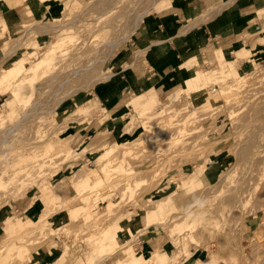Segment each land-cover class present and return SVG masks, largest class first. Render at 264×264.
<instances>
[{
    "label": "rangeland",
    "instance_id": "obj_1",
    "mask_svg": "<svg viewBox=\"0 0 264 264\" xmlns=\"http://www.w3.org/2000/svg\"><path fill=\"white\" fill-rule=\"evenodd\" d=\"M7 1L0 0V58H8L7 62L16 61L11 68L14 64H17V68L13 71V78L9 80L8 86L2 88L0 83V240L21 228L27 243L24 240L25 243L22 241L24 244L18 246L16 241L10 240L0 245V264H119L124 260L138 261L143 254L148 253L155 252L160 256L163 251L172 255V264H264V0L248 2L250 7H247L245 13H251L253 20L247 26L244 25V28L237 27L230 32L232 37L226 45L231 46L230 49L225 50L223 46V52L216 46L205 47L201 50L204 53L207 49L201 61L194 62L190 67H186V62L178 65L179 68L188 69L190 75L202 70L209 71L210 65L205 63L207 52L220 50L227 66L224 70L231 73V78H219L214 81L215 85L210 82L196 93H187L191 91L190 86H187V91H182L185 89L182 80L176 86L169 85L159 90L146 88L147 91L142 94H155V98L148 100L152 102V106L145 105L148 102L136 103L140 102L138 98L141 95L135 94L140 93L123 92L117 103L107 109L99 105L100 98L95 93L96 88L117 70L123 53L130 49H133V53H138L134 46L129 48V45L141 22L152 14L167 12L172 7L171 4H178L183 0H158L153 6L142 7L141 10L149 11L132 31L130 28L133 19H123L130 16L129 11L135 9L141 0H93L94 3L92 0H82L80 8L85 7L88 15L84 12V16L80 14L77 18L81 20L82 16L87 20L77 21L75 26L61 34L63 40L55 44L57 51H61L54 54L57 59L44 62L38 75L30 79L22 72V65L31 68L41 58L36 53V48L45 42L51 48L54 46L51 42L57 39L51 32L44 33L46 29H40V26L48 28L64 20L63 17L68 12L66 4L70 0H46L44 5H40L38 0H32L33 14L28 7L26 9L29 13L25 14L24 7L14 8ZM29 1L27 0V5ZM232 1L223 5V0H217L206 9L212 8L201 22L196 19L183 25L179 23L178 32L184 34L196 22H211L215 14L226 9ZM242 1L245 2L241 0V3ZM9 7L17 9L16 15L19 18V25L12 29L4 24L1 17L3 12L10 10ZM101 14L103 16L99 19V29L97 32H89V28L95 25V17ZM186 23L187 26L184 27ZM30 25H40L36 30L41 31V34L34 35L30 42L26 38L21 39L20 41L25 42L16 47L21 32ZM196 25L191 27L194 29ZM61 35L57 37L60 38ZM123 36L127 38L120 44ZM112 40V47L105 51L101 49L103 44ZM12 51L13 54L9 56ZM96 54L99 57L103 54L106 56L100 67L91 69L87 75L74 77L65 85V90L56 93L60 83L71 76L72 71L79 68L86 57ZM141 56L142 54H137V59ZM248 57L252 62L245 67L244 61ZM252 63L255 65L254 69ZM47 77L57 79L49 82L51 80H45ZM238 77H242L239 85L233 86H238L237 90L241 91L240 94L236 91L238 98L225 102L219 96L220 87L226 83L234 84ZM81 81L84 82L78 83ZM89 81L96 82L85 86ZM14 83L18 85L13 86ZM77 85L81 88L66 97L63 105L56 108L55 112H51L58 98ZM9 89L15 91V99L9 95ZM55 94L58 97H54ZM132 96L133 100L128 105H133L126 107L127 99ZM208 99L211 101L210 106L205 104ZM142 106L150 110L144 117L138 116V110ZM188 106L191 110L194 109L195 118H190L192 115H189L191 110L187 111ZM170 113H173L172 117ZM169 119L175 120L174 124ZM178 119H181L179 123ZM144 122L148 123V127L142 125ZM176 122L179 126L175 125ZM8 127L16 128L4 140L7 134L4 129ZM175 130H178L179 136L185 131L182 137L176 134L180 142L170 139L176 138L170 136ZM250 135L252 140L249 139L248 143L246 139ZM245 140L248 144L246 149L249 147L251 152L258 147L250 163H247L246 157L239 159L240 156L236 153L240 148L246 147L243 146ZM253 140L256 143L252 144ZM58 141L69 144L68 154L60 152L59 144L62 143ZM114 142L126 144L119 147L113 145ZM205 144L213 147L209 148ZM238 144L241 147L235 150ZM104 145L109 147L108 151L102 152L106 156L121 150L128 157L121 164V172H118L121 173V178L115 175L117 163L113 162L115 166L111 163L113 167L109 168L112 170L109 173L113 181L111 179V184L103 188L105 193H89L86 211L80 208L81 203L77 199L71 200V204L66 206L64 202L68 203L70 199L66 200L76 194L72 187L81 178L85 168L95 175L101 173L100 169H96L103 167L104 163L96 166L94 161L102 154L97 150ZM253 145L256 146L254 149ZM250 150H245L249 151L248 155L251 154ZM234 153L239 160L235 159ZM242 158H246L245 162L241 161ZM115 177L119 179L116 182ZM72 179L74 182H71ZM59 181L63 182L62 187L64 183L66 186L58 188ZM128 185L130 187L127 188ZM48 191L54 196L47 195ZM95 192L99 195L94 194ZM61 200V204L52 205ZM191 206H196L199 213L197 221L192 229L183 228L179 235L172 237V226L183 219L174 216ZM66 207L70 210L65 211ZM146 209L150 212L147 213ZM29 210L33 211L27 220L25 215ZM49 212L54 215L41 223L43 228L32 227L41 213ZM85 212L89 214L84 216ZM100 221L102 225L95 224ZM159 223H164L161 228L154 225ZM123 224L126 230L115 233V228ZM86 225L88 228H85ZM105 228L110 232L102 241L100 234ZM2 231L5 234L2 235ZM36 235L39 238H35ZM172 238L176 240L173 245ZM31 240L35 241L32 243ZM126 240L127 247L124 246ZM115 242L118 247H114ZM48 251L56 257L51 263L46 257Z\"/></svg>",
    "mask_w": 264,
    "mask_h": 264
},
{
    "label": "bare ground",
    "instance_id": "obj_2",
    "mask_svg": "<svg viewBox=\"0 0 264 264\" xmlns=\"http://www.w3.org/2000/svg\"><path fill=\"white\" fill-rule=\"evenodd\" d=\"M25 1H26V3H25ZM100 2L102 1V0H99ZM99 1H97V2H99ZM158 0H141L140 2H139V4L135 7V9H132L131 11H129L131 14H130V16H128L127 18H124L123 19V21H126V20H128V19H130V18H132L133 20H132V26H131V28H130V31H132V30H134V29H136L137 28V26L139 25V23H140V21H141V19L143 18V16L144 15H146L147 13H148V9H143V10H141V8L142 7H144V6H147V5H150V6H153V5H155V3L157 2ZM232 1V0H231ZM7 2H9V3H12V6L14 7V8H16V7H19V8H27V0H8ZM46 2V0H38V3L40 4V5H44V3ZM230 2V1H229ZM92 3H94L93 2V0H92ZM89 4V3H88ZM91 4V3H90ZM89 4V5H90ZM226 4V3H225ZM225 4H223V5H225ZM228 4V3H227ZM226 4V5H227ZM67 9H68V12L65 14V16L63 17L64 18V20H60V22L59 23H55V24H52V25H50V26H48V28H45V26H40V25H30L29 27H27V28H25V29H23V31L21 32V35H20V37H19V42H17V44H16V47H18L20 44H22L23 42H25V40L23 41H20L21 39H25L26 38V40H27V42H30L31 41V38H33L34 37V35H36V34H41V31H37L36 29L37 28H39V26H40V29H46V30H44L45 32L44 33H46V32H51V33H53V35H54V37H56L55 39V41H53V42H51V45H54V46H52L51 48H48V43H43V44H41V45H39L37 48H36V53L37 54H40V56H41V58H40V60L39 61H37V62H35V64L31 67V68H28V67H26V66H23L22 65V67H21V69H22V72L23 73H25V76L28 78V79H30V78H35L37 75H38V73H39V71L42 69V66H43V63L44 62H47V61H49L50 59L51 60H55V59H57V56H54V54H58V53H61V51L59 52V51H57L58 50V48H56V45L55 44H58L59 43V41H61V40H63V35H61V34H63L66 30H68V29H70L71 27H73V26H75V24L77 23V21H84V20H87V18L85 17L84 19H83V17L81 16V20H78V16L80 15V14H82L83 15V13L85 12H87V10H86V8L84 7L83 9H81L80 8V6L82 5V0H70L67 4ZM91 5H93V4H91ZM47 7V6H46ZM90 7V6H89ZM92 8V7H91ZM17 9H15V11H16ZM40 10V9H39ZM141 10V11H140ZM219 12V11H218ZM27 13H29V11L26 9L25 10V14H27ZM87 15H88V13H86ZM85 15V14H84ZM83 15V16H84ZM71 16V17H70ZM101 16H103V14H101L99 17H95V19H94V21H95V25H93L91 28H89V32H97V30L99 29V25H100V23H99V19H101ZM257 17V16H256ZM126 23V22H125ZM192 26V25H191ZM190 26V27H191ZM43 27V28H42ZM50 34V33H49ZM52 35V34H51ZM57 35L59 36V35H61L60 36V38H58L57 37ZM127 38V36H123L122 37V39H121V43L120 44H122V42L123 41H125V39ZM114 45V41L112 40L111 42H106L105 44H103L102 45V47H101V49H103L104 51H105V49H107L108 50V48L109 47H112ZM255 45V44H254ZM112 49V48H111ZM45 53H44V52ZM13 52L14 51H12L11 53H9L8 55L10 56L11 54H13ZM106 53H107V51H106ZM110 53V52H109ZM60 56H62L61 54H60ZM225 57H224V54L220 51V50H217V52H215V51H212V50H209V52H207V54H206V58H205V63H208L209 65H210V69H209V71H205V70H202V71H198V72H196V74H193V75H189L188 77H186L184 80H183V84H184V86H185V89L183 90L182 89V91H187L186 89H187V86H190L191 87V91H187V93H196V92H198V91H200L201 90V88L202 87H204L206 84H209L210 82L211 83H213L214 85H215V83H214V81L215 80H217V79H228V78H231V73L228 71V70H224L225 69V67H227L226 66V64H225V59H224ZM6 59H8V58H4V57H2V58H0V83H1V85H2V88H5L6 86H8V83H9V80L11 79L12 80V78H13V71H15V69L17 68V64H14L13 66H12V68H11V65L13 64V63H16V61H12V62H7V60ZM105 60H106V56L103 54V56H100L99 57V54H96L95 56H89V57H86L85 58V60L83 61L84 63H82L81 65H80V67L79 68H76L75 70H73L72 71V73H71V76H68L67 78H66V80H64V81H62L61 83H60V85L58 86V88H57V91H56V93H59V92H61V91H63V90H65V85L67 84V83H69V82H71V80L74 78V77H79L80 75H82V74H84V75H87V73L88 72H90L91 71V69H93V68H95V67H100L104 62H105ZM252 62V60H250V58L248 57V58H245V61H244V64H245V67H247L248 66V64L247 63H251ZM9 63V64H8ZM87 63H89L88 65H87ZM6 64H8L7 66H6ZM253 64V63H252ZM256 65H259V64H256ZM189 65L187 64V67H188ZM253 66V69L255 68L254 66V64L252 65ZM260 66V65H259ZM258 67V66H257ZM256 70H257V68H256ZM254 72V71H253ZM251 74V73H250ZM221 75H223V77L221 76ZM249 75V74H248ZM57 79V77H47L45 80H51V81H49V82H53V81H55ZM241 79H242V77H238V78H236L235 80H234V84H232L231 82H228V83H231L230 85H228L227 83L224 85V86H221L220 87V91H219V96L221 95L222 96V100H224L225 102H227V100H230V99H236V98H238L237 97V92L236 91H238L239 92V94H240V92L241 91H239V90H237L238 89V86L236 87V88H233V86L235 87V85H239V83H240V81H241ZM82 82H84V81H81V82H78V83H82ZM96 82V81H95ZM95 82H92V81H89L85 86H88V85H94L95 84ZM18 84H16L15 85V83H14V85L13 86H17ZM211 86H213V85H211ZM210 86V87H211ZM79 88H81V86H79V85H77V86H74V87H72V89L70 88V89H68L66 92H65V94L62 96V97H60V98H58V100H57V102H56V104H54V102H53V104H54V107H55V110L53 109H51L50 111L52 112V111H56L61 105H63V101H64V99L66 98V97H68V96H70L71 94H73L74 93V91H76V89H79ZM208 88V87H207ZM205 89H206V87H205ZM11 91H12V93H11ZM10 91V89H9V95L12 97V99H15L16 98V93H15V91L14 90H11ZM57 94H55L54 95V97H58V95L56 96ZM216 95V94H215ZM220 96V97H221ZM201 97V96H200ZM219 97V98H220ZM240 97V96H239ZM139 101V100H138ZM205 104L206 105H208V106H210L211 105V101L208 99V100H206L205 101ZM143 107H145V106H142V108H139V110H138V116H140V117H144V116H146L147 114H149L150 113V110L147 108V107H145V108H143ZM57 108V109H56ZM186 108H184V112H186V114L188 113L187 111L188 110H191L192 108H190L189 106L187 107V111L185 110ZM194 109L193 110H191V111H189L190 112V114L189 115H192V117L190 116V118H195L196 116L194 115ZM164 112V111H163ZM169 112H171V111H169ZM173 112H174V110H173ZM176 112H174V114H175ZM168 115H169V113H167ZM171 114H173V113H170V115ZM186 114H184V115H186ZM165 116H166V114H165ZM174 116V115H173ZM162 117V116H161ZM169 117V116H168ZM171 117H172V115H171ZM184 117V116H183ZM143 119V121H147L145 118H142ZM168 119V118H167ZM182 119V118H181ZM180 119V120H181ZM197 119V118H196ZM202 119H203V117H202ZM206 119V118H205ZM159 120V119H158ZM179 119H178V123H179V121H180ZM162 120H160V122H161ZM169 121L172 123V124H174V121L175 120H170L169 119ZM200 121V120H199ZM142 122V121H141ZM159 122V121H158ZM159 122V123H160ZM170 122H168V123H170ZM189 122V121H188ZM187 122V123H188ZM201 122V121H200ZM200 122H198V123H200ZM23 123V121H21L20 122V124H22ZM145 123V122H144ZM157 123V122H156ZM177 122L175 123V125H178L179 126V124H178ZM148 123L146 122L145 124H142V125H146L145 127H148V125H147ZM158 124V123H157ZM192 125L193 124H195V123H191ZM151 125V124H150ZM156 125V124H155ZM165 125H166V123H165ZM188 125H189V123H188ZM188 125H186V127L188 126ZM196 125V124H195ZM262 125V124H261ZM172 126V125H171ZM177 126V127H178ZM197 126H198V124H197ZM144 127V128H145ZM167 127V126H166ZM165 127V128H166ZM176 127V128H177ZM194 127V126H193ZM192 127V128H193ZM201 127V126H200ZM16 127H8V128H5L4 130H5V133H7L6 134V137L4 138V140H6L7 139V137L9 136V134H11L12 132H14V129H15ZM169 128V127H168ZM174 129H175V127H173ZM180 128V127H179ZM149 129V128H148ZM170 129V128H169ZM185 129H187V128H185ZM194 129H196V127L194 128ZM258 129H259V127H258ZM146 130V129H145ZM144 130V131H145ZM166 130H168V129H166ZM165 130V131H166ZM170 130H172V129H170ZM178 130H180V129H178ZM178 130H175V132L173 133V135H175V136H173V135H170V136H172V137H176L177 135L176 134H178V136H179V134L180 133H178ZM260 130V129H259ZM147 131V130H146ZM149 131V130H148ZM151 131V130H150ZM167 132V131H166ZM185 132V131H184ZM184 132L182 133L181 132V135L179 136V137H182L183 135L182 134H184ZM201 133H202V131H201ZM170 134V133H169ZM101 135H103V134H101ZM167 135H168V133H167ZM198 135V134H197ZM253 135V134H252ZM257 135V134H256ZM177 136V137H178ZM190 136V135H189ZM193 136H194V134H193ZM254 136V135H253ZM177 137L176 138H170V137H168V138H170L171 140H173V141H176V142H180V141H178V140H180V138L177 140ZM196 137V136H195ZM203 137H204V135H203ZM252 137H251V135L249 136V138H247L246 140L248 141V143H250V140L249 139H251ZM256 138V137H255ZM167 139V138H166ZM165 139V140H166ZM199 139H201V138H199ZM203 139H205V138H203ZM256 139H258V137L256 138ZM256 139H255V141H256ZM245 140V141H246ZM252 140V139H251ZM167 141L170 143V141H169V139H167ZM245 141H244V145L243 146H246V147H244V148H240L239 150H238V152H236V153H238V155L240 156V157H238V156H236L237 154L236 153H234L235 154V156H236V158L235 159H237V157L240 159L241 157H246L247 158V163H250V162H252L253 161V158H254V156H255V150L258 148H256L253 152H251V150H250V148L248 147V149H246L247 148V141H246V143H245ZM254 140H253V142H251L252 144L253 143H256ZM164 142V141H163ZM167 142V143H168ZM176 142H174V143H176ZM58 143H62V144H59V147H61V149H60V152L61 151H63V153L64 152H69L70 150V147H69V144L68 143H66L65 141H58ZM165 143V142H164ZM167 143H165V144H167ZM172 143V142H171ZM190 143H191V141H190ZM194 143V142H193ZM241 144L243 143V141L242 142H240ZM239 143V144H240ZM47 144V143H46ZM125 144L126 143H116V142H114L113 143V145H118L119 147H121V146H125ZM176 144H178V143H176ZM211 144V143H210ZM210 144H205V145H208L209 146V148H212L213 147V145H210ZM238 144V145H239ZM240 144V145H241ZM247 144V145H246ZM48 145L50 146L51 145V143H48ZM171 145V144H170ZM170 145H169V147H170ZM200 144H198V146H199ZM236 146L235 147V150H237L239 147H241V146ZM173 146H174V144H173ZM172 146V147H173ZM189 146V145H188ZM208 146H206V147H208ZM210 146H212V147H210ZM58 147V148H59ZM186 147V146H185ZM203 147V146H202ZM238 147V148H237ZM254 147H256L255 145H253V148H252V146H251V148L252 149H254ZM188 148V147H187ZM108 149H109V147H107V145H104V146H102V147H100L97 151H101V153L103 152V151H108ZM205 149V148H204ZM163 150V149H162ZM176 150V149H175ZM209 150V149H208ZM230 150H231V148H230ZM229 150V151H230ZM245 150H250V152H251V154L250 155H248L249 154V151H245ZM177 151V150H176ZM195 151V150H194ZM210 151H213V150H210ZM218 151L219 150H217V152H215L216 154L218 153ZM233 151H234V149H233ZM258 151V150H257ZM126 152H128V151H126ZM192 152V151H191ZM221 152V151H220ZM57 153H58V151H57ZM171 153H173V152H171ZM197 153H199V152H197ZM213 153V152H212ZM233 153V152H232ZM247 153V154H246ZM55 154V153H54ZM68 154V153H67ZM70 154H71V152H70ZM158 154V153H157ZM164 155H166L165 153H163ZM178 154V153H177ZM188 154V153H187ZM191 154V153H190ZM258 154V153H257ZM107 154L105 153H102V154H100L99 156H97V158H96V160L94 161V163L95 164H97L96 166H98V164L99 163H101L100 165H102V163H104V165H103V167H101V168H99V167H97V169L96 170H99L100 169V174H93V172H91L90 171V169H87L86 170V168H85V171H82L83 172V174H82V172H81V174H82V176H81V178L74 184V186L72 187L73 189H74V191H76V194L74 195V196H70L66 201H68L69 199V201H68V203L67 202H64L65 203V205L67 206V204H71V203H69V202H72L73 200H75V199H77V201L79 202V203H81V206H80V208L82 207L83 209H85V211H86V209L88 208L87 207V205H88V203H87V196L88 195H90L89 193H91L92 191H98L100 194H101V192H103V193H105V191L103 190V188L105 187V188H107L108 187V185H110L111 183L110 182H112L113 181V179L112 178H110L111 177V174L109 173V172H111L112 170L110 169L109 170V168L110 167H113V165L112 164H114L113 162H115V164L117 163V165H116V167H115V171H117V173H115V175H116V177L118 176V177H120L121 178V173H118L119 171L121 172V164H124L125 162H126V157L127 156H125L124 154H122L121 153V150H119L117 153H115V154H113V155H111V154H108V156H106ZM116 155V156H115ZM173 155V154H172ZM171 155V156H172ZM185 155V154H184ZM247 155H248V157H247ZM114 156L116 157L115 159H114ZM163 156V155H162ZM192 156H193V154H192ZM233 156V155H232ZM62 156H60V158H61ZM130 157V156H129ZM174 157H176V156H174ZM128 158V157H127ZM132 157H130V159H131ZM134 158V157H133ZM178 158V157H177ZM176 158V159H177ZM187 158V157H186ZM233 158H234V156H233ZM246 158H242L241 159V161L242 162H245V160H246ZM55 159V158H54ZM53 159V160H54ZM62 159V158H61ZM117 159V160H116ZM188 159V158H187ZM192 159V158H191ZM239 159H237V160H239ZM115 160V161H114ZM165 160V159H164ZM184 160V159H183ZM186 160V159H185ZM56 161V160H55ZM55 161L53 162L52 161V163H55ZM189 161V160H188ZM168 162V161H167ZM240 162V161H239ZM241 162V163H242ZM52 163H51V165H52ZM112 163V164H111ZM161 164L163 163V160H161V162H160ZM182 163V162H181ZM111 164V166H109ZM115 164H114V166H115ZM159 164V163H158ZM165 164V163H164ZM166 164H168V163H166ZM53 165H55V164H53ZM59 165V164H58ZM175 165V164H174ZM60 166V165H59ZM180 166V165H179ZM58 167V166H57ZM55 168V167H54ZM159 168V167H158ZM157 168V169H158ZM156 169V170H157ZM126 171V170H125ZM264 171V170H263ZM134 172V171H133ZM136 174V173H135ZM157 174V173H156ZM156 174H155V176H156ZM178 174H180V173H178ZM132 175H134V173L132 174ZM10 176H13V175H10ZM134 176H136V175H134ZM221 176H223V175H221ZM75 177V176H74ZM73 177V178H74ZM113 177V176H112ZM114 178V180H115V182H116V180L118 179V178ZM154 177V176H153ZM15 178V177H14ZM77 178V177H76ZM75 178V179H76ZM221 178V177H220ZM223 178V177H222ZM224 178H226V177H224ZM112 179V181H110ZM20 180V179H19ZM64 180V179H63ZM73 181H71V182H74V179H72ZM119 180V179H118ZM176 180V179H175ZM61 181V180H60ZM59 181V182H60ZM76 181V180H75ZM120 181H121V179H120ZM172 181H173V179H172ZM59 182H57V184L59 183ZM167 182V181H166ZM61 183H63V182H60V185H57V187L58 188H63L64 186H66L65 185V183H64V186L62 187L61 186ZM10 184V183H9ZM113 184H115L114 182H113ZM118 184V183H117ZM0 185H2L1 183H0ZM63 185V184H62ZM68 185V184H67ZM178 185H180V182H178ZM53 186V185H52ZM55 186H56V184L54 185V189H55ZM107 186V187H106ZM128 187H130V185H128L127 186V188ZM104 188V189H105ZM120 188H121V186H120ZM166 188V187H165ZM51 189V188H50ZM52 189H53V187H52ZM117 189H118V186H117ZM111 191V190H110ZM47 195H50V196H54V194L52 193V192H47L46 193ZM45 194V195H46ZM91 194H93V193H91ZM94 194H98V193H94ZM203 194V193H202ZM99 195V194H98ZM91 197H93V195H91ZM95 197V196H94ZM93 197V198H94ZM89 198H90V196H89ZM167 198V197H166ZM200 198V197H199ZM50 199V198H49ZM203 199V198H202ZM43 200V199H42ZM72 200V201H71ZM91 200V199H90ZM41 202V201H40ZM44 202V201H43ZM46 202V201H45ZM44 202V203H45ZM63 202V200H61V202L60 201H57V202H54L52 205H54V204H61ZM90 202V201H89ZM42 203V202H41ZM196 203H197V201H196ZM196 203H194L195 205H196ZM46 204V203H45ZM194 204H192V205H194ZM196 206H191L190 208H188L185 212H181V213H176V215L174 216V218L175 217H178L179 218V216L180 217H183V219L180 221V222H178L175 226H172V237L173 236H175V235H179V232L181 231V229H183V228H187L188 230H190V229H192V227H193V224L197 221L196 220V218H197V215L199 214L198 212H197V209L195 208ZM96 208V207H95ZM154 208V207H153ZM155 209V208H154ZM70 210V208H68V207H66L65 208V211H69ZM33 210H29L28 212H27V215H25V217H26V219L27 220H29V214H31V212H32ZM146 211H147V213L148 212H150L149 210H147L146 209ZM199 211V210H198ZM41 212H44V211H41ZM197 212V213H196ZM68 213V212H67ZM196 213V214H195ZM87 214H89L88 212H85V214H84V216L85 215H87ZM117 214V213H116ZM54 214H50V212L49 213H41L40 214V216H38L36 219H35V221H34V225L32 226V227H34V228H39V229H41V228H43V226H41V223H44L45 222V219L46 218H50V217H52ZM69 215V214H68ZM67 217V216H66ZM70 219V218H69ZM170 219H173L172 217L170 218ZM99 221V220H98ZM97 221V222H98ZM48 222V221H47ZM97 222H95V224H101L102 225V223H101V221L99 222V223H97ZM81 224H83V223H81ZM86 224V223H85ZM88 224V223H87ZM91 224V222L89 223V225ZM95 224H93V225H95ZM163 224L164 223H159V224H154L155 226H158V227H162L163 226ZM84 225V224H83ZM92 225V224H91ZM91 225H90V227H91ZM98 225V227H100ZM133 225V224H132ZM87 227H85V228H88V225H86ZM81 227H83V226H81ZM80 227V228H81ZM146 227V226H145ZM95 228V227H94ZM147 228V227H146ZM79 228H77V230H78ZM83 229V228H82ZM98 229V228H97ZM144 230H145V228H143ZM142 229V230H143ZM77 230H76V232H77ZM80 230V229H79ZM95 230V229H94ZM126 230V226H125V224H123V225H120V226H118V227H116L115 228V233H122V232H124ZM24 230H22L21 228H19L18 230H16V232L15 233H13L12 235H10V236H8V237H3V239L2 240H0V245L2 246L3 244H5V243H7L8 241L10 242V240H12V241H16V243H17V245L19 246V245H23L25 242L27 243V241H26V239L24 238V236H25V233L23 232ZM40 231V230H39ZM42 232H43V229L41 230ZM81 231V230H80ZM79 231V232H80ZM90 231H91V229H90ZM89 231V232H90ZM96 231V230H95ZM87 232V231H86ZM110 232V230L108 229V228H105L104 230H103V232L100 234L101 235V240L102 241H104L105 239H106V237L108 236V233ZM81 233V232H80ZM41 234V233H40ZM39 233H37V235H40ZM90 234V233H89ZM35 236V238L36 237H38V236ZM133 237V236H132ZM39 238V237H38ZM41 238V237H40ZM130 238H131V236H130ZM23 239V240H22ZM24 240H25V242H24ZM11 241V242H12ZM24 243H23V242ZM30 241V240H29ZM28 241V242H29ZM35 241V240H34ZM33 241V242H34ZM171 241H172V245H173V243L176 241V240H174V238H172L171 239ZM31 242H32V240H31ZM31 242H30V244H31ZM32 242V243H33ZM126 243V244H125ZM124 244V246H126L127 245V240H126V242H125ZM129 243V242H128ZM129 245V244H128ZM28 246H30L29 244H28ZM118 247V245H117V243L115 242L114 243V247ZM124 246H122V247H124ZM6 247V246H5ZM25 247H26V245H25ZM119 247H121V246H119ZM127 247V246H126ZM121 249V248H120ZM26 250V249H25ZM145 255H149V256H145ZM171 257H172V255L171 254H168L167 252H165V251H163L162 252V254L160 255V256H158V254L157 253H148V254H143L142 256H141V259L140 260H138V261H133V262H128V261H122V262H119V264H172L173 262H170V259H171ZM13 258V257H12ZM12 258H11V260H9V263H10V261H12ZM14 261V260H13Z\"/></svg>",
    "mask_w": 264,
    "mask_h": 264
},
{
    "label": "crops",
    "instance_id": "obj_3",
    "mask_svg": "<svg viewBox=\"0 0 264 264\" xmlns=\"http://www.w3.org/2000/svg\"><path fill=\"white\" fill-rule=\"evenodd\" d=\"M216 1L183 0L178 4H171L172 7L163 14L155 13L146 17L141 22L136 35L132 38V43L129 45V48L134 46L138 51L137 54L140 53L142 56L137 59V54L133 53V49L123 53V59L119 62L117 70L96 88L95 93L100 98L99 105L104 109L113 107L123 92L140 93L135 94L141 95L138 98L140 102L136 103H146L151 97L155 98V94L151 92L146 95L142 94L147 91L146 88L159 90L161 87L164 88L169 85L176 86L180 80L183 81L190 75L189 70L185 67L179 68V63L186 62L187 67V64L191 65L201 61L202 55L207 49L204 53L201 50L205 47L216 46L221 48L223 52V46H225V50L230 49L231 46L226 47L227 42L232 37L230 32L237 27L244 28L253 20L251 13H245L247 7H250L248 5L250 0L242 1V3L241 0L238 3L233 0L231 5L226 6V9H221L220 14H218L221 11L219 10L215 14L216 16L214 15L215 18L212 17L211 22L197 24L206 14L210 13L209 10L212 8L207 11L206 9ZM228 1L231 0H223V4ZM32 6L33 3L30 0L27 7L31 12ZM9 8L10 10L3 12L1 17L4 24L12 29L19 25L17 24L19 18L14 8ZM196 19H200V21L194 24H197L194 29L192 28L194 25H192L184 34L178 32L179 23L183 25L185 22L188 23ZM187 23L184 27L187 26ZM134 96L127 99L126 107L133 105L129 106L128 104ZM148 103L145 105L152 106L151 101ZM3 234H5L4 231H2ZM46 257L50 263L56 258L50 254V251Z\"/></svg>",
    "mask_w": 264,
    "mask_h": 264
}]
</instances>
